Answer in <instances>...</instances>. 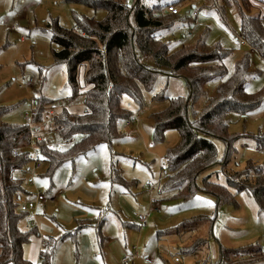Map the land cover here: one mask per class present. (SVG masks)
I'll use <instances>...</instances> for the list:
<instances>
[{
  "label": "rangeland",
  "instance_id": "obj_1",
  "mask_svg": "<svg viewBox=\"0 0 264 264\" xmlns=\"http://www.w3.org/2000/svg\"><path fill=\"white\" fill-rule=\"evenodd\" d=\"M164 1L177 3L179 9V21L171 29L157 33L158 38L170 44V52L192 47L198 40L211 48L220 45L230 52L225 60L226 78L234 74L237 62L248 56L253 74L247 79L246 89L249 93L264 89V57L252 52L248 45H241L239 5L243 0H125L131 7L137 2L150 7ZM253 4L255 8L250 14L264 17V3L254 1ZM74 13L97 21L106 17L103 10L95 11L65 0H0L3 123L25 125V115L32 116L33 103L40 97L57 102L50 108H57L56 114L63 109L71 115L85 113L84 69L78 73L80 95L71 100L67 68L53 58L52 31L48 27L58 21L63 28L76 29ZM144 63L155 67L153 60ZM219 82L216 79L206 84L205 96L195 106L197 111H201L207 98L215 95ZM188 93L184 79L162 74L153 91L142 89V107L130 96L121 98L130 117L119 122L120 137L113 142L111 150L100 145L78 158L74 167L70 163L60 167L52 178L46 174L45 162L39 168H31L24 176V188L34 198L23 201L36 202L38 192L49 201L42 210L37 204L35 215H26L20 222L23 231L37 227L40 231L24 247L27 261L42 264L39 254L50 250L42 247V242H47L57 243L52 264H122L127 256L132 264H146L145 258L154 264H222L221 247L261 249V256L237 257L232 264H264V214L258 212L249 194H237L231 189L237 194L236 203L219 205L213 196L202 192L189 200H177L175 192L164 191V171L168 170L165 157L170 149L180 146L181 135L176 130H168L164 141L155 143L151 116L165 110L170 99L187 97ZM227 122L232 135L264 132V104L246 116L230 114ZM43 137L54 148L63 143L54 128L50 133H43ZM76 139L80 141L81 137ZM214 142L218 159L223 160L225 144L221 140ZM234 148L236 152L227 172L243 171L250 161L264 167V150L257 149L254 141L242 138ZM113 165L128 186L112 182ZM222 169L218 165L204 172L198 185L202 186L207 177L214 183L225 184ZM29 177L34 178L32 186L27 183ZM57 193H61V198L51 200ZM140 215L147 217L145 224L139 223ZM203 217L208 219L198 220ZM210 219H214L213 224ZM100 224H103V242L98 233ZM79 227L83 229L78 232ZM198 240H205L206 244L195 250Z\"/></svg>",
  "mask_w": 264,
  "mask_h": 264
},
{
  "label": "trees",
  "instance_id": "obj_2",
  "mask_svg": "<svg viewBox=\"0 0 264 264\" xmlns=\"http://www.w3.org/2000/svg\"><path fill=\"white\" fill-rule=\"evenodd\" d=\"M69 4H82L95 11L103 10L106 17L102 21L74 13L76 29L63 28L58 21L49 24L52 31L53 58L67 68V83L71 88V100L80 95L78 73L85 72L87 89L83 93L86 111L82 115H71L66 109L54 115V128L63 142L74 139L67 147H51L44 138L37 142L46 174L52 178L63 165L75 161L106 145L111 150L113 142L120 137L118 124L129 119L130 113L122 104L123 96H130L139 106H143L142 89L154 90L158 77L184 79L188 88L187 97L169 100V106L151 116L154 129L153 140L161 143L168 130H176L181 135L179 147L166 154L168 166L164 191L175 192V199L189 200L202 192L213 196L219 205L235 204L239 193L249 194L257 204L258 212L264 214V167L248 162L243 171H226L236 152L234 144L242 139H250L259 150H264V132L257 134H230L227 122L230 114L246 116L264 104V89L249 93L247 79L253 74L248 56L237 62L234 74L227 77L225 60L230 52L220 45L208 47L198 40L192 47H183L179 52H170L169 43L158 38L161 30L171 29L179 14L169 13V6L177 3L160 2L144 6L137 2L133 7L125 0H65ZM161 1V0H160ZM254 1L243 0L239 5L241 24L240 36L248 43L251 51L264 57V17L251 15ZM178 8V7H177ZM224 19V13L221 12ZM153 60L155 67L144 62ZM220 80L213 97L206 99L201 111L197 102L205 96L204 87L208 82ZM57 102L40 97L34 101L36 122L44 118V112ZM0 110V264H28L24 257V247L35 229L23 231L21 220L28 215L20 210V198L29 192L24 188V176L29 173L31 160V133L24 125H10L1 121ZM76 136L81 137L78 141ZM215 140L225 144V158L218 159ZM225 171V184L214 183L210 177L198 185L199 177L216 166ZM166 171V170H165ZM111 180L128 186L121 178L120 170L112 166ZM231 189L237 191L234 195ZM207 217L198 220H207ZM214 223V219H210ZM102 225L98 233L102 238ZM83 227H79L82 230ZM206 244L198 240L195 250ZM50 250L42 251L40 262L52 264L57 243ZM261 256V249L231 250L221 247V263L232 264L237 257Z\"/></svg>",
  "mask_w": 264,
  "mask_h": 264
},
{
  "label": "built area",
  "instance_id": "obj_3",
  "mask_svg": "<svg viewBox=\"0 0 264 264\" xmlns=\"http://www.w3.org/2000/svg\"><path fill=\"white\" fill-rule=\"evenodd\" d=\"M169 13L172 14H179V9L176 6H169L167 8ZM193 16L196 17L197 16V12L195 11L193 13ZM241 45L242 46H246L248 45V43L241 37ZM249 46V45H248ZM251 49V48H250ZM34 104V103H33ZM35 106V105H34ZM51 108V107H50ZM50 108L45 111V116L44 118L39 121L36 122L34 120L35 117V112L32 114V116H30L29 114H26L24 117V122L26 127L29 128L30 133H31V147H30V153H29V159L31 160V168L37 167L39 168L41 165V162H43L42 159V154L39 151V148L37 146V142L42 141V139H44L43 137V133H50L51 129L54 128V115L56 114L55 110L57 108H53L52 110H50ZM50 110V111H49ZM49 111V113H47ZM55 129V128H54ZM56 130V129H55ZM62 141V140H61ZM63 142V141H62ZM75 140L71 139L68 142H63L62 144L58 145L59 147H67L68 145L74 143ZM31 168L29 170V172L31 171ZM168 173L167 171H164V176H167ZM27 183L32 186L35 184L34 178L33 177H29L27 180ZM35 201L32 200H28V201H21L20 198V210L24 213H27L28 215H35L36 211H37V204H46L49 200L48 198L38 192L36 194V198ZM138 221L141 224H145L147 222V217L140 215L138 216ZM32 226H35L34 224H32ZM44 247H48L49 244L47 242H43ZM240 258H247V257H240ZM122 264H132V261L130 259V257H124L121 261ZM145 263L146 264H154L149 258H145Z\"/></svg>",
  "mask_w": 264,
  "mask_h": 264
},
{
  "label": "crops",
  "instance_id": "obj_4",
  "mask_svg": "<svg viewBox=\"0 0 264 264\" xmlns=\"http://www.w3.org/2000/svg\"><path fill=\"white\" fill-rule=\"evenodd\" d=\"M178 7V6H177ZM130 124V123H129ZM29 193L28 194H25V195H23L22 197H21V201H23V199H33L34 198V196H32L33 195V193L31 192V191H28ZM59 198H61V193H57L53 198H51V200H57V199H59ZM39 208H40V210H42V209H45L44 207H45V204H39ZM39 210V211H40ZM39 213V212H38ZM40 215V214H39ZM33 221H34V219H33ZM37 229H39V227H37ZM37 229H35V231L37 232V233H40V231H37ZM42 247L43 248H49L50 247V245L48 246V247H44V245H43V242H42ZM41 253H42V251H40V254H39V259H40V255H41ZM40 261V260H39ZM28 264H32L31 262H29L28 261Z\"/></svg>",
  "mask_w": 264,
  "mask_h": 264
},
{
  "label": "snow or ice",
  "instance_id": "obj_5",
  "mask_svg": "<svg viewBox=\"0 0 264 264\" xmlns=\"http://www.w3.org/2000/svg\"><path fill=\"white\" fill-rule=\"evenodd\" d=\"M197 199H199V198H197ZM210 203V202H209Z\"/></svg>",
  "mask_w": 264,
  "mask_h": 264
}]
</instances>
